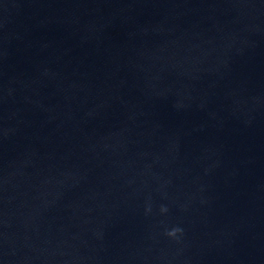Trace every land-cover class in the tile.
I'll list each match as a JSON object with an SVG mask.
<instances>
[{
  "label": "clouds",
  "instance_id": "obj_1",
  "mask_svg": "<svg viewBox=\"0 0 264 264\" xmlns=\"http://www.w3.org/2000/svg\"><path fill=\"white\" fill-rule=\"evenodd\" d=\"M170 235H175V231H173L172 233H169Z\"/></svg>",
  "mask_w": 264,
  "mask_h": 264
}]
</instances>
